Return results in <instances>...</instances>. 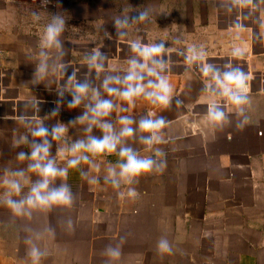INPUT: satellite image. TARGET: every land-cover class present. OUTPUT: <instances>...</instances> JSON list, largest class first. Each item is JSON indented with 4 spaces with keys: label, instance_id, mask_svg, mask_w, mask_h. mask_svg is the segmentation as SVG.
Wrapping results in <instances>:
<instances>
[{
    "label": "crops",
    "instance_id": "1",
    "mask_svg": "<svg viewBox=\"0 0 264 264\" xmlns=\"http://www.w3.org/2000/svg\"><path fill=\"white\" fill-rule=\"evenodd\" d=\"M141 12L144 20L138 19ZM52 15L65 18L60 47L42 49ZM134 42L141 47L163 42L165 51L148 66L172 85L167 108L143 96L128 102L107 94L106 79L123 81L130 60L145 63L132 50ZM236 47L242 57L232 55ZM41 52L47 55L46 71L38 75ZM205 63L221 72L239 66L248 75L251 105L245 107L243 128L238 125L244 116L206 90L211 77L202 72ZM142 75L145 84L156 79ZM83 84L88 93L70 108ZM97 99L112 101V113L101 122L117 135L120 117L135 121L134 136L121 138L117 153L130 147L156 161L138 182L121 181L118 189L105 182L108 169L119 171L115 153H87L78 168L67 166L82 155L69 150L74 142L103 135L91 124ZM212 99L226 112L223 127L208 116ZM86 113L83 122L77 119ZM149 114L168 122L160 133L166 142L142 143L148 134L138 125ZM41 123L49 132L58 124L67 128L61 139L48 140L50 158L67 168L66 180L57 178L53 186L67 183L73 206L17 217L0 203V264H33V245L46 253L40 264H264V0H55L49 8L39 0H0V181L5 169L22 170L19 179L27 181L13 199L24 198L40 179L28 170L32 161L16 157L42 143L31 135ZM21 136L28 143L13 147ZM157 150L164 155L156 156ZM129 187L139 192L138 199L127 196ZM4 191L0 183V196ZM161 238L169 241L171 255L157 250ZM117 246L121 256L112 260L106 250Z\"/></svg>",
    "mask_w": 264,
    "mask_h": 264
},
{
    "label": "clouds",
    "instance_id": "2",
    "mask_svg": "<svg viewBox=\"0 0 264 264\" xmlns=\"http://www.w3.org/2000/svg\"><path fill=\"white\" fill-rule=\"evenodd\" d=\"M35 19H40L39 14L33 12ZM146 13L141 12L138 16L139 20L146 18ZM119 24V22H117ZM65 30V18L60 15H52L50 22H48L44 28L43 35L41 37L40 46L42 49H51L53 47H60V35ZM132 50L136 52L145 63H138L133 59L129 61L128 74L121 81L119 77H113L104 81V87L109 96H118L121 99L134 102L136 98L143 96L149 100L152 104H158L163 108H167L170 104L173 94V88L170 82L164 77L159 75L153 68L148 66V62L153 64L157 63L153 58L160 56L164 51L163 42L160 44H152L141 47L137 43H133ZM42 60L37 66L38 75H42L46 71L47 55L41 52ZM232 55L234 57H242L244 52L242 49L236 47L233 49ZM197 59V57H192ZM161 69L165 66L163 62H159ZM98 70H102L103 65H96ZM146 72L148 76L156 77L155 80H149L147 84L144 81V75ZM202 72L205 77H211V81L206 84V90L210 92L212 96H220L225 98L231 103L237 110V115L244 116L245 107L251 105V100L248 95V75L239 67L231 68L228 71L221 72L214 70L213 66L205 63ZM74 77H70L73 79ZM114 82L116 84L123 83L125 87L123 90L118 88L108 87L109 83ZM214 85V87H213ZM147 89H151L148 91ZM77 94L69 102L70 108H75L81 103V97L88 93V85H79L76 90ZM99 93H97V96ZM177 103H180L179 101ZM114 109V105L111 100L97 99L94 107H90L92 113L91 124H97L103 132L102 137L88 136L87 140H77L74 142L70 151L75 153H82L78 157H74L67 161L68 168H78L81 161H87V153L93 155L103 154H117L121 158L119 163V171L115 168L108 169V176L105 178V182L111 181L113 188H120L121 181L131 185L134 181L138 182V179L142 175L151 174L156 167V161L151 157L141 158L139 154L130 147H120L117 153L118 145L121 143V138L132 137L135 134V129L131 126L135 121L127 116L120 117L119 123L121 129L117 135L113 131V126L106 122H101L103 117L109 116ZM208 116L217 125L223 127L228 123L227 115L224 107L221 103L215 99L210 100L208 103ZM87 113L84 116L77 119L83 122L87 119ZM248 122V117L244 116V119L240 122L238 127L243 128ZM167 121L163 118H152V114H149L148 118H142L139 121V129L147 136L141 138L142 143L148 146L153 144L164 143V138L160 133L167 127ZM91 124L87 129L91 131ZM67 128L62 124H58L53 127L51 132L48 128L44 127L42 123L31 131L33 137H38L42 140V143H33L31 145V152H19L17 154V160L24 161L30 160L32 163L28 165L30 172L36 173L40 179L32 184L27 195L22 199H13L14 196L19 197L27 183L22 181L24 172L9 171L5 169V179L0 181L5 187V191L0 196V203L10 209L13 216H28L31 217L33 210H51L54 206H62L65 208H71L73 206V195L71 189L67 183H61L59 187L53 186L57 178H67V168H60L57 166L55 159L50 158L51 143L48 137L51 136L53 140H59L65 134ZM27 136H21L18 141H15L13 147H18L20 144H27ZM156 156H163L164 153L157 150ZM166 167V163L159 166V170H163ZM92 183L97 182L93 178ZM139 192L135 188L129 187L127 196L131 199H138ZM157 250L162 254L171 255L173 252L169 241L166 238H161L157 243ZM106 254L112 260H118L121 256V250L119 246L109 247L106 250ZM29 255L32 258L33 264H40L41 259L46 255L41 249L33 245L29 251Z\"/></svg>",
    "mask_w": 264,
    "mask_h": 264
},
{
    "label": "built area",
    "instance_id": "3",
    "mask_svg": "<svg viewBox=\"0 0 264 264\" xmlns=\"http://www.w3.org/2000/svg\"><path fill=\"white\" fill-rule=\"evenodd\" d=\"M40 1V5L44 6V7H50L52 4L55 3V0H39Z\"/></svg>",
    "mask_w": 264,
    "mask_h": 264
},
{
    "label": "rangeland",
    "instance_id": "4",
    "mask_svg": "<svg viewBox=\"0 0 264 264\" xmlns=\"http://www.w3.org/2000/svg\"><path fill=\"white\" fill-rule=\"evenodd\" d=\"M98 1H99V0H98ZM100 1H102V0H100ZM114 1H118V2H119L120 0H114Z\"/></svg>",
    "mask_w": 264,
    "mask_h": 264
}]
</instances>
